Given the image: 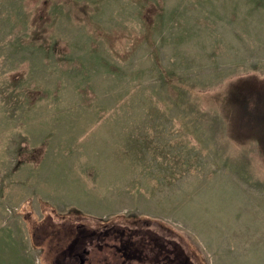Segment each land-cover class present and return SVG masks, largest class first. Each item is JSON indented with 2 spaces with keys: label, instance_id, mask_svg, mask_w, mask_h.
Wrapping results in <instances>:
<instances>
[{
  "label": "rangeland",
  "instance_id": "obj_1",
  "mask_svg": "<svg viewBox=\"0 0 264 264\" xmlns=\"http://www.w3.org/2000/svg\"><path fill=\"white\" fill-rule=\"evenodd\" d=\"M0 211L4 264L80 214L264 264V0H0Z\"/></svg>",
  "mask_w": 264,
  "mask_h": 264
},
{
  "label": "flooded vegetation",
  "instance_id": "obj_2",
  "mask_svg": "<svg viewBox=\"0 0 264 264\" xmlns=\"http://www.w3.org/2000/svg\"><path fill=\"white\" fill-rule=\"evenodd\" d=\"M105 218L79 215V236L69 251L60 249V264H205V260L184 245L178 233L148 218ZM89 225V226H87ZM87 226V227H86ZM55 245H52L54 247ZM187 246V247H185ZM58 255V253H57Z\"/></svg>",
  "mask_w": 264,
  "mask_h": 264
},
{
  "label": "crops",
  "instance_id": "obj_3",
  "mask_svg": "<svg viewBox=\"0 0 264 264\" xmlns=\"http://www.w3.org/2000/svg\"><path fill=\"white\" fill-rule=\"evenodd\" d=\"M8 214H11V216L9 217V218H11V217H14V215L15 214H18L17 212L16 213H13V212H2V211H0V239H1V245H0V251H1V255H0V257H1V259H0V264H4V260L6 259L5 257H4V241H2V234H5V232H6V229L8 228H6V224H9V223H7V222H5V217H6V219H8L7 217H8ZM5 216V217H4ZM6 234H8V233H6ZM11 235H13V234H11ZM14 248L13 247H11V248H9L8 249V251L9 250H13Z\"/></svg>",
  "mask_w": 264,
  "mask_h": 264
},
{
  "label": "trees",
  "instance_id": "obj_4",
  "mask_svg": "<svg viewBox=\"0 0 264 264\" xmlns=\"http://www.w3.org/2000/svg\"><path fill=\"white\" fill-rule=\"evenodd\" d=\"M66 216H67V217H73L74 219L76 218V217H74V216H71L70 214H66ZM75 216H76V215H75ZM44 217H45V216H44ZM44 217H43V218H44ZM77 218H78V217H77ZM78 219H79V218H78ZM115 219H117V218H115ZM141 219H142V218H141ZM75 225H77V227H79V220L76 221ZM76 243L79 244V242H76ZM183 246H184V245H183V243L181 242V247H182L181 250H183V251H182L183 254L181 255V256H183V257H181V259H184V256H185ZM185 247H186V246H185ZM188 247H189V246H188ZM53 248L57 249V250H56V253L60 252V248H57V245H55L54 247H52V249H53ZM189 248H190V247H189ZM55 249H54V250H55Z\"/></svg>",
  "mask_w": 264,
  "mask_h": 264
}]
</instances>
